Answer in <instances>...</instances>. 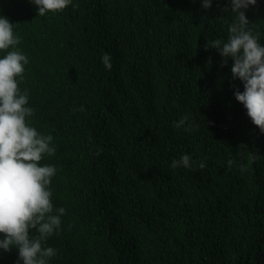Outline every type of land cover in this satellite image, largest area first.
<instances>
[{"label":"trees","instance_id":"1","mask_svg":"<svg viewBox=\"0 0 264 264\" xmlns=\"http://www.w3.org/2000/svg\"><path fill=\"white\" fill-rule=\"evenodd\" d=\"M216 1L72 0L41 17L0 0L29 59V119L56 148L40 163L57 168L70 229L47 241L49 264H264V134L234 97L231 58L204 48L236 18ZM245 14L264 45V0ZM184 115L198 129L175 128ZM184 154L206 167L173 169Z\"/></svg>","mask_w":264,"mask_h":264},{"label":"clouds","instance_id":"2","mask_svg":"<svg viewBox=\"0 0 264 264\" xmlns=\"http://www.w3.org/2000/svg\"><path fill=\"white\" fill-rule=\"evenodd\" d=\"M27 1L32 7V4L36 6L37 15L41 17L62 11L72 3V0ZM212 3L213 0H201L205 10L210 9ZM229 4L223 11L231 10L236 18L229 25L227 40L214 39L206 42L204 48L218 52L223 58L221 67L227 66L231 58L232 79L243 84V91L233 85L234 97L246 109L253 125L264 134V45L245 14L250 6H256L257 0H229ZM215 5L223 4L217 0ZM20 43L21 38L15 35L9 16L0 14V51L6 52L0 58V258L4 259L0 264H9V258L3 253L13 249L18 251L16 264H49L57 255V249L47 246V241L59 233L66 235L64 231L70 229V224L65 208H55L52 202L51 181L57 168L40 163L45 155H55L56 148L52 146L53 136L38 132L29 119L35 114L28 106L30 92L19 86L29 59L17 47ZM111 59L108 53L101 57L108 70L112 68ZM190 120L184 115L173 126L183 127L187 132L198 129L199 125ZM238 148L248 149L243 143ZM258 159L259 154L251 157L252 161ZM233 164L230 159L229 168ZM194 166L204 169L206 164L193 161L188 154L174 159L171 164L173 169ZM238 167L242 173L247 171L244 164ZM59 259L57 257L56 264Z\"/></svg>","mask_w":264,"mask_h":264}]
</instances>
